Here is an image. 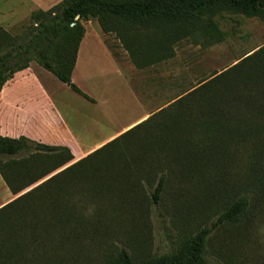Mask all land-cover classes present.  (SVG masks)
I'll list each match as a JSON object with an SVG mask.
<instances>
[{"label":"trees","instance_id":"trees-1","mask_svg":"<svg viewBox=\"0 0 264 264\" xmlns=\"http://www.w3.org/2000/svg\"><path fill=\"white\" fill-rule=\"evenodd\" d=\"M220 15L264 22V0H62L31 13L18 35L0 27V92L34 62L89 99L71 82L83 22L95 20L102 33L114 34L134 67L145 69L171 59L174 45L187 38L220 43ZM262 148L264 45L77 161L66 146L0 136V177L16 196L0 207V230L21 233L24 250L16 235L11 249L29 253L37 246L47 253L48 241L57 251L85 232V203L147 216L150 206L162 203L172 166L176 179L191 185L206 171L236 164L244 150L255 155ZM143 184L152 192L145 195ZM248 203L238 198L219 222L238 221ZM208 233L199 230L168 254L140 261L121 249L107 264H206Z\"/></svg>","mask_w":264,"mask_h":264},{"label":"rangeland","instance_id":"rangeland-1","mask_svg":"<svg viewBox=\"0 0 264 264\" xmlns=\"http://www.w3.org/2000/svg\"><path fill=\"white\" fill-rule=\"evenodd\" d=\"M61 1L0 0L3 29L18 35L28 26L31 13L46 11ZM215 20L224 34L220 43L210 45L199 37L187 38L174 45L171 59L145 69L134 67L114 34L101 31L102 41L116 60L111 54L105 55L98 44L97 22H83L84 43L89 46L84 47L87 56L74 70L71 82L89 99L32 62L69 129L75 154L157 112L264 45V22L232 15H220ZM244 151L236 164L226 170L206 171L191 185L177 180L178 169L172 166L171 183L162 203L150 206L147 216L133 208L114 213L106 202L85 203V232L65 241L57 251L50 249L48 241L47 253H41L44 248L37 246L27 248L32 253L11 249L16 235L19 248L24 250L22 235L17 230L11 234L10 227H4L0 230V264H107L121 249L140 261L168 254L186 236L202 229L209 230L206 264H264V149L255 155L251 149ZM143 187L145 195L152 192L145 184ZM242 196L249 203L240 219L219 222L225 209ZM8 197L10 191L0 177V204Z\"/></svg>","mask_w":264,"mask_h":264},{"label":"crops","instance_id":"crops-1","mask_svg":"<svg viewBox=\"0 0 264 264\" xmlns=\"http://www.w3.org/2000/svg\"><path fill=\"white\" fill-rule=\"evenodd\" d=\"M0 27L3 28V22L1 21ZM99 30V46L103 49L105 55L111 54V58L116 60L111 51H109L107 45L102 41L100 27ZM85 37L86 30L78 48L75 66L71 74V80L73 79L74 70L81 64L82 59L87 56L85 51L83 52L84 47L86 48L89 46L84 43ZM37 68L38 66L33 67L30 64L29 68L15 73L4 84L0 92V136L10 138L24 136L33 141L47 145L66 146L73 154L74 161H77L148 117L143 116L138 121L128 125L126 128L105 138L94 147L76 155L74 152L75 144L71 134L69 133V129L66 124H64L61 115L51 102L49 94L41 85L37 75ZM43 131H47L45 137L42 134ZM15 197L16 196H13L10 193V197L2 202L0 207L13 200Z\"/></svg>","mask_w":264,"mask_h":264}]
</instances>
